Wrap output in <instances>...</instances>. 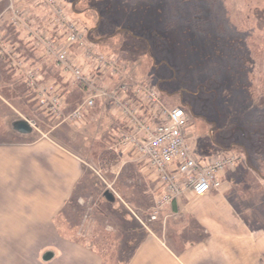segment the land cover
<instances>
[{
  "label": "rangeland",
  "instance_id": "374dc122",
  "mask_svg": "<svg viewBox=\"0 0 264 264\" xmlns=\"http://www.w3.org/2000/svg\"><path fill=\"white\" fill-rule=\"evenodd\" d=\"M60 1L68 5L72 0ZM109 1L116 15L114 22L120 28L129 24L137 31H144L148 26L166 35L167 45L164 43L163 47L166 46L181 66L172 67L171 72L161 67L160 75L169 78L168 81L179 89L158 87L161 79L148 57L144 58L146 67H140L141 76L163 92L161 100L167 107L174 109L186 105L192 115L202 116L214 124L210 127L201 118L190 117L187 142L193 146L195 154L205 149L211 152L216 149L235 150L239 158L235 168L225 174L232 179L231 184H227L229 190L222 197L226 198L232 212L242 222L255 226L264 224V96L258 93L256 80L259 79V92L264 93V0ZM39 5L44 8V1L39 0ZM90 15L93 16V13L90 12ZM89 36L91 39L96 37L94 34ZM125 36H117L114 41L116 49H120V42ZM89 46L94 51L97 49L95 45ZM112 54L120 65L127 59L130 63L141 60V55ZM165 58L157 54L156 60ZM65 78L71 79V76ZM4 94L10 95L6 91ZM11 94L17 95L11 104L15 111L3 105L4 109L7 114L13 115L10 121L16 119L30 123L33 133L28 136L32 139L46 136L59 123L45 114L37 99L29 102L35 97L34 92L29 94L28 102L21 89L16 93L11 91ZM199 108L215 112L218 122L213 113L214 117H204ZM221 117L224 128L219 122ZM76 126L62 123L48 134L50 139L60 144L69 136L71 143L68 145L78 146L76 153L88 166L85 168V184L79 187L66 210L72 223V230L66 232L67 238L75 239L81 249L89 253L87 257L76 258L75 264H126L135 250L134 245L142 238V232L132 233V230H138V225L130 220L127 209L118 199L111 205L102 198L106 190L122 195V175L113 184L117 168H106L105 157L99 158V152L93 151L97 145L95 131L90 129V125L82 129ZM220 137H230L232 141L223 142ZM18 139L19 142L22 140ZM81 142L82 147H79ZM200 143L204 148L199 147ZM109 154L108 159L115 163L116 153L109 150ZM197 156L199 161L204 162V158L199 154ZM148 215L149 212L139 217L146 223ZM55 226L58 227V219ZM147 228L152 231L153 224L147 223ZM226 229L232 227L227 225ZM29 260L28 250L24 247H0V264H34ZM50 264L66 263L64 259Z\"/></svg>",
  "mask_w": 264,
  "mask_h": 264
},
{
  "label": "crops",
  "instance_id": "0c3cea01",
  "mask_svg": "<svg viewBox=\"0 0 264 264\" xmlns=\"http://www.w3.org/2000/svg\"><path fill=\"white\" fill-rule=\"evenodd\" d=\"M65 5L66 12L73 15L69 3ZM19 6L30 22L28 27L16 29L17 39L35 59L27 58L19 50L24 67L20 70L9 67L15 73L13 80L19 77L25 85V72L34 71L40 86L57 85L66 96L76 85L72 78L66 79L59 72L52 59L44 56L34 38L36 30L47 36L52 34L51 15L39 5V0H20ZM6 7V0H0V23L10 25ZM94 43L96 50L106 55L116 52L97 41ZM14 45L19 48L18 44ZM72 51L83 71L94 76L99 86L112 89L118 85V76L97 71L95 64L82 58L80 49ZM127 60L120 65V70L137 82L148 83L139 72L146 63L138 65ZM55 72L59 73L60 81L51 76ZM5 86L13 87L11 81ZM3 90L8 93L0 81V247H24L28 250L29 261L34 264H44L40 261L42 253L53 249L56 257L47 264L64 259L66 264H75L76 258L87 257L89 253L82 250L75 239L67 238L66 232L72 230V223L66 210L79 187L85 184L84 174L88 166L76 153L78 146L68 145L71 143L69 136L64 138L65 142L61 140L62 144L48 137L59 125L37 139L14 133L11 124L16 119L10 121L13 115L7 114L4 108L14 110L11 104L17 96L11 91L9 96L2 94ZM131 105L135 106V100ZM139 114L147 123L155 124L146 106L140 109ZM87 125L95 131L94 138L97 136L93 151L99 152V158L104 150L116 153V165L109 159L104 163L106 168H117L113 184L122 175V195L113 193L135 223L134 216L140 218V214H148L151 210L158 191L156 176L130 148L121 149L117 145L120 133L126 129L109 103L98 100L79 128ZM19 137L22 139L20 142ZM79 147H82V142ZM200 157L205 162L212 161L210 156ZM231 179L224 176L222 188L202 198L184 193L178 201L166 206L155 221H146L144 228L136 222L138 230H132V233L141 231L142 238L134 245L135 250L126 264H264V224L255 226L242 222L222 197L229 190L227 184H231ZM57 219L58 227L55 226ZM147 223L153 224L152 231L147 228ZM227 225L232 229H226ZM36 233L39 235L34 236ZM31 237L35 239L31 240Z\"/></svg>",
  "mask_w": 264,
  "mask_h": 264
},
{
  "label": "built area",
  "instance_id": "2783aa9c",
  "mask_svg": "<svg viewBox=\"0 0 264 264\" xmlns=\"http://www.w3.org/2000/svg\"><path fill=\"white\" fill-rule=\"evenodd\" d=\"M6 1L10 24L16 28L26 27L27 18L19 6L20 0ZM43 1L52 13L50 21L53 32L47 36L36 31L34 38L42 47L44 56L51 58L63 75H70L74 82L86 89L83 102L74 111L64 115V98L58 93L59 87L40 86L36 73L28 71L25 74L26 84L36 92L38 104L45 114L61 123L79 126L97 100L110 104L126 129L124 133H120L117 145L121 149L130 148L137 159L144 162L156 176L158 191L149 221H154L162 209L178 201L184 193L201 198L218 191L221 178L226 170L234 169L237 157L232 153H222L211 162L198 161L186 140L187 117L183 110L165 108L153 87L135 82L129 75L121 72L115 57L106 58L94 51L90 44L87 45L83 29L66 15L59 0ZM74 47L82 49V58L95 64L97 71H107L111 76H118V85L112 89L99 86L94 76L83 71L78 57L72 52ZM0 55L8 58L13 69L22 68L23 58L15 48L3 43L1 37ZM134 100L135 106L131 105ZM145 106L155 122L154 125L147 123L139 114L140 109Z\"/></svg>",
  "mask_w": 264,
  "mask_h": 264
},
{
  "label": "flooded vegetation",
  "instance_id": "af4514ba",
  "mask_svg": "<svg viewBox=\"0 0 264 264\" xmlns=\"http://www.w3.org/2000/svg\"><path fill=\"white\" fill-rule=\"evenodd\" d=\"M69 6L73 9L74 17L78 19L81 25L87 28V30L90 32V35H96V37L93 38L94 41L106 45L110 51L123 52L126 54L129 53L131 56L141 55V60H138L139 62H136L138 65H142L145 62L144 58L148 57L151 60V66L154 67L153 69L156 73H159V75H157L162 80L158 81V87L161 89H168V87L169 89H179V87H176L174 83H170L168 81L169 78L166 77V79L161 77L160 75L161 67H166V71L171 72L172 67L181 66L178 63V60L173 57L174 55H171L172 53L167 51L166 46L163 47L164 43L165 45H167V42L165 41L166 35L163 33V31H154L148 26L145 27L144 31H137L136 28L131 27L129 24H127V26H121L120 28V25L118 26V23L114 22V18H116V15L112 11L111 1L109 0H72L69 3ZM90 12L93 13V16L90 15ZM124 34L126 36L123 41L120 42V49H116L114 41L116 40L118 35ZM157 54L164 55L166 57L165 60L161 61L157 59L159 60L157 61ZM171 61L173 64H171ZM160 93L163 94L162 91H160ZM181 107L185 110L188 119L190 117L197 119L201 118L210 127L214 126L213 123L207 121L202 116L192 115V111L188 106L181 105ZM199 111L203 116L207 115L208 117H211L214 114V116L216 117L215 120L218 122V118L215 115V112L213 113V111L211 112L207 108H201ZM222 121L223 118L221 117L219 119L220 125L222 124ZM223 125L224 124H222V127ZM229 132L227 133L228 136L230 135ZM209 133L211 134V132ZM231 139L232 138L230 137L228 139L220 137V140L223 142L232 141ZM210 143L211 145H213L212 141ZM201 146L202 145L200 143L199 147ZM203 146L205 145L203 144ZM194 149L198 150L197 147H194ZM205 150H198L200 152H197L196 154L213 157L226 151H235L232 149H216L215 152H211L207 149Z\"/></svg>",
  "mask_w": 264,
  "mask_h": 264
},
{
  "label": "trees",
  "instance_id": "16d2710c",
  "mask_svg": "<svg viewBox=\"0 0 264 264\" xmlns=\"http://www.w3.org/2000/svg\"><path fill=\"white\" fill-rule=\"evenodd\" d=\"M0 33L2 34L5 42L10 43L11 45L18 44L19 50L23 52L27 56V58L35 59L34 55L29 51V49L26 48L25 45L22 44V42L19 39H17L18 36L16 34V29L13 26L8 25L7 23H3V24L0 23ZM14 74L15 73H13V71L9 69L6 59L4 57H0V81L2 82L3 86L6 88V90H8V93L9 91H14L16 93L18 89H21L22 93H24V97L28 102L30 97L29 96L30 92L27 90L26 86L19 77L16 80H13ZM51 76H53V78H55L58 81L61 80L59 73L56 72L51 73ZM256 80H257L258 93L260 94V96H264V93L259 92V86H258L259 79ZM10 81L11 84L13 85L12 89L5 86V85H9ZM2 93L4 94V90ZM85 94H86V90L82 85L77 84L75 87H73L72 90L66 95V99H65L66 108L64 109V113L69 114L70 112H72L82 102V99ZM258 144L260 143L258 142ZM101 154H102L101 157L102 156L105 157L106 160L110 155L109 151L106 150H104Z\"/></svg>",
  "mask_w": 264,
  "mask_h": 264
},
{
  "label": "water",
  "instance_id": "95a60500",
  "mask_svg": "<svg viewBox=\"0 0 264 264\" xmlns=\"http://www.w3.org/2000/svg\"><path fill=\"white\" fill-rule=\"evenodd\" d=\"M11 130L18 136H28L33 133L31 125L25 120H16L12 122ZM102 198L107 204L113 205L116 202L115 195L108 190L103 192ZM55 257V251L53 249H47L42 253L40 261L44 264H47L51 262Z\"/></svg>",
  "mask_w": 264,
  "mask_h": 264
}]
</instances>
